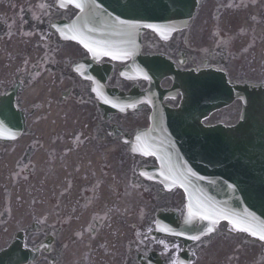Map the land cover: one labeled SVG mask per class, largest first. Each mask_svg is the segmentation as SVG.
I'll return each instance as SVG.
<instances>
[{"label":"flooded vegetation","instance_id":"flooded-vegetation-1","mask_svg":"<svg viewBox=\"0 0 264 264\" xmlns=\"http://www.w3.org/2000/svg\"><path fill=\"white\" fill-rule=\"evenodd\" d=\"M76 13L58 0H0V122L21 125L0 139V250L21 244L35 253L26 264H264V244L226 224L189 239L180 190L141 175L157 167L130 148L149 105L109 111L103 102L105 91L130 96L149 83L123 75L130 61L63 40L52 26ZM142 54L264 84V0H203L168 41L146 32ZM179 102V94L165 101ZM232 106L215 123H233Z\"/></svg>","mask_w":264,"mask_h":264},{"label":"water","instance_id":"water-1","mask_svg":"<svg viewBox=\"0 0 264 264\" xmlns=\"http://www.w3.org/2000/svg\"><path fill=\"white\" fill-rule=\"evenodd\" d=\"M77 2L85 7L71 25L73 39L80 43L108 41L115 48L134 52L139 50L141 34L147 28L143 25H152L148 29L166 38L187 25L198 0ZM117 21L139 25L132 30L131 43L126 34L129 30ZM86 23L96 31L88 32ZM137 61V75L150 78L159 93L158 97L149 94L153 103L151 129L142 135L149 153L184 189L190 207L198 206L208 217L206 221L231 220L241 228L248 223L258 233L264 228V88L233 85L222 72H180L162 57H139ZM166 76L172 77L174 89L183 94L178 111L161 105L165 92L160 91L159 82ZM236 99L243 103L236 126L201 124L211 112ZM25 258L17 249L0 252V264H22Z\"/></svg>","mask_w":264,"mask_h":264},{"label":"snow or ice","instance_id":"snow-or-ice-1","mask_svg":"<svg viewBox=\"0 0 264 264\" xmlns=\"http://www.w3.org/2000/svg\"><path fill=\"white\" fill-rule=\"evenodd\" d=\"M68 3H74V6L81 9V11L84 10V7L85 5L83 3H80V2H77V0H67ZM98 7V5H97ZM119 26L123 27V28H126L128 29L129 31L126 33L127 36L129 37V41L128 42H132L131 41V36H132V30H136L139 28V25H136V24H132L130 22H127V21H117L116 22ZM144 27H147V28H153L152 25H143ZM84 28L88 31V32H94L96 31L95 28L93 27H89L88 24L86 23L84 25ZM81 43H83V46L87 49V51L89 53H91L94 57L95 56H98V55H111L113 59H117V58H121V57H127V56H130L132 55V51L131 49H128V48H115L110 42L108 41H103V40H99V41H91L90 43H86L84 42L83 40L81 41ZM145 78H147V76H145ZM106 103L108 101H105ZM113 107H116L115 104L112 105ZM137 141L139 142L140 144V149L139 151L141 152V154L143 155H149V151L147 150L148 149V145L145 144V142L142 140L141 137H137L136 138ZM138 149H133V151H137ZM169 172H171V169H169ZM141 175L142 176H145L146 179H153L152 176L144 173V172H141ZM161 175L163 176L164 180H168L170 179V175L169 174H166V173H161ZM191 175H195L194 173H191ZM173 183H175V181H173ZM198 214H201L200 212V208L197 206V207H194L193 209H190L189 211V219L186 220L185 222L186 223H190L191 222V218L198 215ZM223 215H227V213H222ZM201 218L202 219H208V217L206 215H203L201 214ZM230 223H232V221L230 220L229 221ZM214 223V221H213ZM237 223H241V221H237ZM242 231H248V232H251L252 235H258L259 236V239L264 241V228H261L259 230V232L257 233L256 231H253L251 230L250 228H247V227H244L241 229ZM170 231V230H169ZM213 231V228L212 227H208L206 229V232H201L200 235H206L207 233H211ZM177 234H182V233H177ZM200 235H196V236H190L189 239H192V240H199L200 239ZM161 244H164V241H160ZM165 250H167V245H165ZM173 264H182V262L180 261H174Z\"/></svg>","mask_w":264,"mask_h":264},{"label":"rangeland","instance_id":"rangeland-1","mask_svg":"<svg viewBox=\"0 0 264 264\" xmlns=\"http://www.w3.org/2000/svg\"><path fill=\"white\" fill-rule=\"evenodd\" d=\"M239 48V47H238Z\"/></svg>","mask_w":264,"mask_h":264}]
</instances>
